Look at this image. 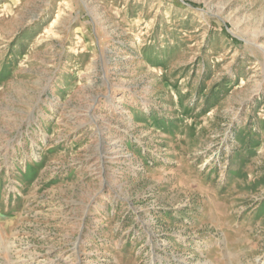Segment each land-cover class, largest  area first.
Listing matches in <instances>:
<instances>
[{"label": "rangeland", "instance_id": "rangeland-1", "mask_svg": "<svg viewBox=\"0 0 264 264\" xmlns=\"http://www.w3.org/2000/svg\"><path fill=\"white\" fill-rule=\"evenodd\" d=\"M0 264H264V0H0Z\"/></svg>", "mask_w": 264, "mask_h": 264}, {"label": "bare ground", "instance_id": "bare-ground-1", "mask_svg": "<svg viewBox=\"0 0 264 264\" xmlns=\"http://www.w3.org/2000/svg\"><path fill=\"white\" fill-rule=\"evenodd\" d=\"M34 155H35V153H34Z\"/></svg>", "mask_w": 264, "mask_h": 264}]
</instances>
